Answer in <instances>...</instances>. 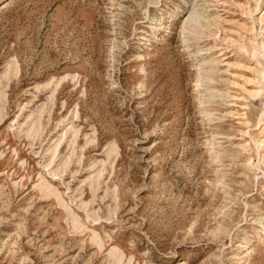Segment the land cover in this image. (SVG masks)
<instances>
[{
  "label": "rangeland",
  "instance_id": "374dc122",
  "mask_svg": "<svg viewBox=\"0 0 264 264\" xmlns=\"http://www.w3.org/2000/svg\"><path fill=\"white\" fill-rule=\"evenodd\" d=\"M3 1L0 264H264V0Z\"/></svg>",
  "mask_w": 264,
  "mask_h": 264
},
{
  "label": "bare ground",
  "instance_id": "6f19581e",
  "mask_svg": "<svg viewBox=\"0 0 264 264\" xmlns=\"http://www.w3.org/2000/svg\"><path fill=\"white\" fill-rule=\"evenodd\" d=\"M10 1L11 0H4L1 3L2 4L1 8H5L10 3ZM197 14H199V13H197L195 8H193L190 10V13L182 19L180 27H179V31L181 33H189L188 31H190L192 28H195V30H196L197 26L194 25V21L198 17ZM198 26H200V25H198ZM141 32L146 34L147 31L142 30ZM145 34L142 35L141 38L148 40V37ZM139 56L141 57L142 54H139ZM202 66H204V65L201 64V67ZM14 69H15V65H14V62L11 60L6 67V73L13 72ZM257 71H258L259 77L263 80V83L261 86L262 87L261 90L263 91V89H264V67L261 69H258ZM200 76H201V73L197 70V74H196L197 85H199V83L201 82ZM59 81H60V79L51 78L49 85H52L53 88H56L57 85L59 84ZM113 81H111L110 83H112ZM117 81L118 80H116L115 83H113V85H111V88H113L116 85ZM254 93H256V92H254ZM20 109H22V107H20ZM43 112H44V104L38 105L34 109H31L30 112L25 116V120L18 124L19 130L24 131L25 136L35 137L40 130V120H41V117L43 115ZM72 117H73V115L62 116V118L57 122V126H60L61 129L58 132V134L56 133L55 138L52 139V141L49 143V145L45 149V151L47 153L46 155L48 156L50 161H52L54 159V157H56L59 144L64 139H68L70 144H72V145L76 142V135L78 133V128L75 127L74 122L71 120ZM87 140H89V141L91 140V134H87ZM118 151H119V147H118L117 143L116 142L111 143L109 145L108 149L106 150V155H107L108 159L111 157L114 159V157H116ZM98 175H99V172L88 178L89 179L88 182L92 188H95V186L98 183ZM34 187L38 191L46 194L47 196H53L54 200L57 203H59L63 207L65 206V204L62 202V198L60 197V195L42 177H39L36 180ZM64 208L66 209L68 216L70 217L72 225L77 229L82 228L83 226L80 223V221L77 219V217L73 213H71L67 209L66 206ZM89 216L91 218H94V214L92 212L89 213ZM88 236L93 243H95L97 246H101V238L96 232L90 230L88 233ZM244 254H245V252H244ZM122 256H123V254L115 246L110 247L107 251V259H108V261H110L113 264H123L121 261Z\"/></svg>",
  "mask_w": 264,
  "mask_h": 264
}]
</instances>
